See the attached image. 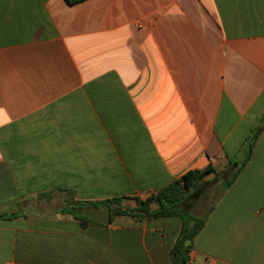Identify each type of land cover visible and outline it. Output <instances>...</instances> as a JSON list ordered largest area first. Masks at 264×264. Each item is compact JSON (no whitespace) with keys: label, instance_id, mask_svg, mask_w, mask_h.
I'll return each instance as SVG.
<instances>
[{"label":"crops","instance_id":"1","mask_svg":"<svg viewBox=\"0 0 264 264\" xmlns=\"http://www.w3.org/2000/svg\"><path fill=\"white\" fill-rule=\"evenodd\" d=\"M208 165L182 217L75 216ZM0 215V264H172L191 215L192 264H264V0H0Z\"/></svg>","mask_w":264,"mask_h":264},{"label":"trees","instance_id":"2","mask_svg":"<svg viewBox=\"0 0 264 264\" xmlns=\"http://www.w3.org/2000/svg\"><path fill=\"white\" fill-rule=\"evenodd\" d=\"M83 0H65L69 5L79 3ZM242 166L233 171L226 180L224 188H228L235 178L238 176ZM217 171L211 165L205 169L190 170L181 178L174 180L170 185L164 188L156 195H152L146 199L135 198L138 205L134 208H122V198H116L105 203L110 206L111 219L117 215H131L135 218H155L161 216H183L182 208L186 202L194 196V194L203 186L211 184L212 181H204V178L211 173ZM89 204H78L77 210L82 206ZM75 216L81 220L83 226L87 223H97L88 217L75 213ZM1 217V215H0ZM195 217L191 215L184 222L179 236L172 249V264H192L191 260L194 251V238L205 224V220L196 219L193 227L189 228V223Z\"/></svg>","mask_w":264,"mask_h":264},{"label":"rangeland","instance_id":"3","mask_svg":"<svg viewBox=\"0 0 264 264\" xmlns=\"http://www.w3.org/2000/svg\"><path fill=\"white\" fill-rule=\"evenodd\" d=\"M222 178H220L218 180H215L216 183L218 181V184L216 185V187H215V184L205 185V186L201 187L198 190V193L197 194H199V195H197V194L196 195L202 197L205 194H207V192H208V195H206L205 200H206V202L209 201V203H213L214 202V199H216L218 197V195L220 194V192L223 189V185L225 183V178L224 177H222ZM213 179H215V178H211V179L207 180V182L212 181ZM213 183H215V182H213ZM137 205H138V203L136 202L135 199L134 200L127 199V200H125V201L122 202V208H134ZM208 207L209 206L207 204L206 206H204V208L200 209L198 207V209L193 210V212L196 213V214H199V215H204L206 213V211L208 210ZM192 220H194V219H192ZM192 220L190 221V223L192 222Z\"/></svg>","mask_w":264,"mask_h":264},{"label":"water","instance_id":"4","mask_svg":"<svg viewBox=\"0 0 264 264\" xmlns=\"http://www.w3.org/2000/svg\"><path fill=\"white\" fill-rule=\"evenodd\" d=\"M215 176V173H211L204 178V180H209ZM81 215L88 217L90 220L98 222L103 225H109L111 222V211L110 206H104L101 210L93 206L82 207L79 211ZM195 224V219L189 223V228L193 227Z\"/></svg>","mask_w":264,"mask_h":264}]
</instances>
